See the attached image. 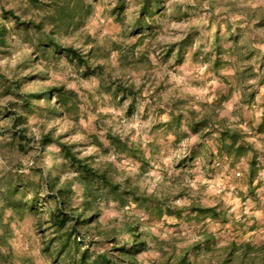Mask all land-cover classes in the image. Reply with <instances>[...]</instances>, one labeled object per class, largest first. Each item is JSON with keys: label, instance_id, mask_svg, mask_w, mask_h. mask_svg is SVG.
<instances>
[{"label": "rangeland", "instance_id": "1", "mask_svg": "<svg viewBox=\"0 0 264 264\" xmlns=\"http://www.w3.org/2000/svg\"><path fill=\"white\" fill-rule=\"evenodd\" d=\"M80 1L90 11L84 13L82 22L69 30L63 42L84 45L85 50H101L106 55L99 59V64L105 67L106 74H111L110 78L105 75L86 78L64 57L50 60L46 65L49 77L44 84L65 85L76 92L82 102L80 113L75 119L46 114L31 116L27 123L30 136L38 140L43 129L52 128H56L58 135L68 132L67 140L77 142L83 155H94L99 162L112 163L118 182L123 186L129 183V187L148 196L144 206L131 197L111 198L99 204L105 228L137 220L141 227L147 225L159 233L157 236L152 231L146 232L149 249L138 255L135 264H157L162 259L159 246L165 243L167 249L170 246L185 248L197 239L203 228L218 230L225 243L237 236L234 230L230 236L226 228H232L235 223L236 226L243 224L246 237L254 229L251 236L256 235L258 241H264V233H261L264 229V129H260L264 125V25L259 23L264 16V0H214V7L208 1L164 0L163 13L150 18V28L143 29L139 35H133L130 26L140 0H124L125 12L121 20L114 13L117 0ZM2 2L24 20L38 19L46 12L38 10L29 0ZM181 46L182 61L178 64L177 47ZM171 47L174 51L167 57ZM218 47L224 50V55L215 70L211 64L212 51ZM23 53L0 55V69L9 78L17 58ZM115 82L140 89L131 114L127 113V108L132 99L119 101L112 87ZM9 100L0 96V106L11 108ZM178 100L198 111L215 101L219 119L247 133V141L260 148L256 154L262 173L256 172L252 178L245 174L247 159H253L254 152L232 163L225 155L220 156L218 135L212 128L210 131L214 133L206 139L194 134L185 123L180 127L163 128L164 124L174 122L169 108ZM160 109L164 111L161 113ZM4 113L0 111L1 186L3 172L10 166L9 159L16 160L21 172L28 173L36 161L52 165V152L57 151L55 146H50L42 157L34 141L24 153L11 156L6 145L10 136L6 132L1 134L9 129L10 123ZM108 131L141 144L145 165L116 154L105 138ZM253 133L254 136L250 135ZM95 139L100 145L94 143ZM237 172L239 177L236 178ZM185 181L195 184L192 190L197 196L188 195ZM253 183L255 189L251 190L248 186L252 187ZM1 186L0 264H56V245L50 253H44L45 242L51 235L47 217L39 213L41 209L21 215L6 208L2 210ZM192 199L207 207L218 205L228 223L213 222L209 218L197 222L187 212L181 218L163 212L170 202H175V207H171L176 209L189 205ZM140 215L147 220H140ZM120 239L125 240V235ZM83 247L91 254H98L111 250L113 244L102 236L93 235L85 240ZM109 252L113 257L118 255ZM117 264L126 262L118 259Z\"/></svg>", "mask_w": 264, "mask_h": 264}, {"label": "trees", "instance_id": "2", "mask_svg": "<svg viewBox=\"0 0 264 264\" xmlns=\"http://www.w3.org/2000/svg\"><path fill=\"white\" fill-rule=\"evenodd\" d=\"M29 1L38 10H46L42 17L24 20L16 10L8 9L0 0V55L7 56L13 52L24 51L11 70V78L0 69V96L10 99L9 105L12 108L0 106L1 113L7 110L4 115L10 121L9 129L1 134L6 132L10 136L6 145L11 156L24 153L34 141L42 157L50 146H55L57 151L52 152V165H42L36 161L28 173L21 172L16 160H8L10 166L8 170H4L3 186L0 185L3 189L2 210L6 208L21 215L27 212L35 213L41 209L39 213L47 217L46 222L51 231L48 242H45L44 253H50L56 245V264L60 261V264H117L118 259L126 264H135L138 255L149 249V235L141 231V223L137 220L124 221L120 227L105 228L99 204L107 203L111 198L122 200L124 197H131L144 206L148 196L129 187V183L123 186L118 182L114 177L115 168L112 163L99 162L94 155H83L77 142L67 140L70 135L68 132L58 135L56 128L48 131L43 129L38 140H35L30 136L27 126L29 118L37 114L75 119L80 113L79 105L82 102L76 92L68 90L65 85L44 84L49 77L46 65L50 64V60L57 61L64 57L86 78H101L104 75L107 79L110 78L111 74H106L105 67L99 64V59L106 55L101 50H85L84 45L76 46L63 42L69 30L83 21L86 15L84 13L88 14L90 8H85L80 0ZM200 1H208L214 7V0ZM138 5V11L130 26L133 35H139L143 29H149V19L161 15L165 9L164 0H140ZM124 12V0H117L114 10L116 18L121 20ZM259 23L264 25V16L260 18ZM23 47L27 50H17ZM177 50L180 56L177 62L180 64L183 46L177 47ZM173 51L174 48L171 47L167 51V57ZM223 52L219 47L212 51L214 59L211 64L215 70L222 61ZM112 87L119 101H125L129 97L132 99L127 108V113L131 114L140 89L136 90L134 86L121 82H115ZM216 106L213 101L205 104L202 111H198L187 106L182 100L173 102L169 114L175 120L164 124L163 128L180 127L185 123L201 139H206L215 132L214 134L218 135L217 149L220 156L225 155L233 161L247 157L249 153L254 152L252 144L247 141V136L242 131L231 128L226 124V120L219 119L220 113ZM159 111L162 113L164 110ZM210 128L214 132H211ZM260 129H264V125ZM105 138L116 154H123L145 165L146 158L143 156L141 144L111 131L105 134ZM94 143L100 145L97 139ZM256 159L254 155L250 164V178L258 170ZM64 175H67L65 180ZM163 212L174 214L178 218L187 212L197 222L209 218L213 222L228 223L218 205L207 207L196 199H192L189 205L176 209L168 206ZM231 227L226 228L229 229L228 233L231 236L234 230L237 236L225 243L221 240L222 236L218 230L209 228L198 232L197 239L185 248L170 246L167 249L164 243L159 246L162 259L156 263L264 264V241H258L256 235L251 236L255 232L254 229H251L248 232L249 237H246L243 224L236 226L235 223ZM123 234L127 239H120ZM93 235L102 236L111 242L113 248L109 251L118 255L113 257L109 251L91 254L83 245L85 240Z\"/></svg>", "mask_w": 264, "mask_h": 264}, {"label": "crops", "instance_id": "3", "mask_svg": "<svg viewBox=\"0 0 264 264\" xmlns=\"http://www.w3.org/2000/svg\"><path fill=\"white\" fill-rule=\"evenodd\" d=\"M245 135H247V133H245V132H243ZM254 133H256V132H254ZM250 134V135H252V136H254L255 134ZM256 139H257V137H256ZM252 146H253V144H252ZM258 147V146H257ZM253 148H254V155L257 157V154H256V150L258 149V148H256L255 147V145L253 146ZM260 149V148H259ZM258 149V150H259ZM222 157H224V156H222ZM245 158H247V157H245ZM245 158H241V159H237V160H234V162L235 161H239V160H244ZM260 158H258L257 157V159H256V162H257V160H259ZM248 160V162H247V167H248V169L247 168H244V170H245V174L250 178V164L252 163V160L253 159H251V160H249V159H247ZM229 161V163L231 162L232 163V161L233 160H228ZM257 167H258V170L256 171V172H258V174H260V172H261V170H259V168L261 167L260 166V164L257 162ZM262 173V172H261ZM256 174V173H255ZM235 177L237 178V177H239V175H238V172L237 173H235ZM248 188H250L251 190L252 189H255V185H254V183L252 184V187L251 186H248ZM247 190V189H246ZM262 190V188H260V189H258L257 191L259 192V191H261ZM256 190H255V193L257 192ZM264 193V192H263ZM260 194V193H259ZM258 194V195H259ZM261 233L263 234L264 233V229L263 230H261Z\"/></svg>", "mask_w": 264, "mask_h": 264}, {"label": "clouds", "instance_id": "4", "mask_svg": "<svg viewBox=\"0 0 264 264\" xmlns=\"http://www.w3.org/2000/svg\"><path fill=\"white\" fill-rule=\"evenodd\" d=\"M185 186L188 188V195L190 197H195L198 195L197 192L193 191L192 189L195 188V184L191 181H185ZM43 194V193H42ZM170 206L175 207V202H170ZM140 220L142 221H146L147 217L140 215L139 217ZM141 231L144 232H148V231H152L153 233H155L157 236L159 235V233L155 232V229H150L147 225H145L144 227L141 228ZM163 239V237H161ZM125 239H127V237H125Z\"/></svg>", "mask_w": 264, "mask_h": 264}]
</instances>
